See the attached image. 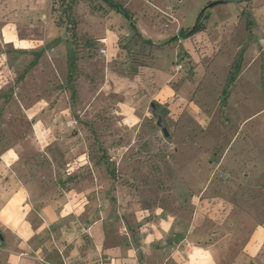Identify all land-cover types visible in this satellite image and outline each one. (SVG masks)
Here are the masks:
<instances>
[{"label":"crops","instance_id":"0c3cea01","mask_svg":"<svg viewBox=\"0 0 264 264\" xmlns=\"http://www.w3.org/2000/svg\"><path fill=\"white\" fill-rule=\"evenodd\" d=\"M51 1L48 4V0H0V264L264 263V222L252 225L249 222L250 215L243 211L237 213L235 203L230 198L212 195L205 200L203 196H195L191 212L180 209L178 214L159 207L155 210L142 208L136 202L131 206L117 203L112 198L116 190L111 188V184L118 175L116 170L111 173L108 161L91 159L88 156V144L62 143L52 146L55 145L53 138L60 131V123L64 124L61 120L63 114L60 113L62 105L59 103V106L53 107L52 95L49 99L36 97L34 92H30L31 85H28L29 82L37 87L47 85L45 82L51 77V71H54V65L40 62L46 57L48 49L45 48V36L37 34L32 27L41 26L39 18L42 15H45L46 21L49 16L52 18ZM146 1H140V6L147 7ZM152 1L157 7L166 10L175 6V0ZM178 1L183 2L178 11L184 14L186 0ZM219 1L225 2V5L233 2ZM205 3L206 0L201 1L196 13ZM111 11L112 15L116 13L122 18L116 10ZM212 17L210 11L204 21L205 27L189 35L190 16L189 20L184 18L185 24L179 32L185 31L187 36L173 40H177L183 48H177V55L185 53L179 60L183 59L179 63L182 67L188 56L191 60L195 59L199 52H203L205 59L212 56L215 59L229 53L223 79L217 80L216 68L212 70L211 63L206 66H209V71H213L209 80L211 86L217 87L219 84L218 88H214L216 102L212 106L201 105L195 99L196 93L192 89L201 87L207 74L198 79L196 65L192 79L185 80L182 73V77H178L169 70L162 72L166 75L163 76L165 79L160 81L162 83L155 91H150L151 100L157 99L162 105L167 103L166 109L171 118L179 120V123L182 119L203 126L219 125L227 120L232 123L234 115L239 117L244 112L243 99L254 96L260 99L264 96L262 83L253 80V74L254 77L257 74L252 64L258 57L253 55L257 51L256 43L253 40L233 39L228 46L230 38L226 35L233 36L238 32L236 20L231 15L220 16L213 24ZM263 17L264 2L253 6V21L264 32ZM75 21L78 30L76 18ZM232 22L236 28L230 30ZM213 29L218 31L217 38L210 34ZM76 32L73 34L76 35ZM97 42L106 44L107 47L102 48L106 49L108 61L118 56L117 51L121 56L125 55L124 49L117 47L115 41L111 43L109 37L90 40L89 44L93 46L99 44ZM247 42L251 57L247 61L248 55L245 56V67L239 70L229 85L233 63ZM28 56L30 62L22 66L24 76L20 80L23 87H29L27 91L23 89L25 92L19 97L13 93L11 98L5 92L11 89L10 82L15 79L11 76L8 82L4 74L19 72L20 61ZM152 70L150 74L153 76L152 81H155L159 69ZM181 70L184 67L178 69L179 72ZM38 72L42 74L36 76ZM247 74H250V80L247 77L245 84L243 79ZM174 80L180 84L184 82V88L180 84L174 86ZM222 88L228 90L224 95L221 94ZM5 95L7 97L3 98ZM133 99L131 96L126 100L133 115L132 119L124 116L123 120L128 124L135 122L134 114L139 112L135 108L136 103L131 105ZM234 100L235 110L231 113L229 108ZM263 110L264 107L248 118ZM188 121L184 125L187 126ZM5 131L17 132L21 142L8 144ZM228 146L221 157L222 162L228 155ZM112 149L113 159L122 158L124 146ZM207 214L219 231L214 229L211 234L205 228ZM250 228L248 240L240 239L238 235L248 232Z\"/></svg>","mask_w":264,"mask_h":264},{"label":"rangeland","instance_id":"374dc122","mask_svg":"<svg viewBox=\"0 0 264 264\" xmlns=\"http://www.w3.org/2000/svg\"><path fill=\"white\" fill-rule=\"evenodd\" d=\"M72 1V12L78 22L76 35L67 28L69 17L63 12L60 0L51 1L52 18L49 16L46 21L45 15H42L39 18L41 26H32L37 34L45 36V48L48 49L46 57L40 62L54 65V71L48 73L51 77L45 82L47 85L37 87L29 82L28 85L32 87L30 92L46 99L52 95V106H59V103L62 105L60 113L63 114L61 120L64 124L60 123V131L53 138L55 145L52 146H60L62 143L88 144L87 151L91 159L108 161V168L116 170L118 175L111 184V188L116 190L112 198L117 203L131 206L136 202L142 208L155 210L159 207L166 212L178 214L180 209L191 212L195 196H203L206 200L212 195H222L234 201L237 213L243 211L250 215L249 222L252 225L263 223L264 110L248 117L264 107V96L260 99L255 96L243 99L244 112L239 117L234 115L232 123L227 120L219 125L203 126L191 124L186 119L180 123L179 120L175 121L170 112L164 111L167 103L154 110L152 103H158V100H151L150 91L158 88L162 83L160 81L165 79L163 73L168 70L178 77H182V73L185 80L192 79L196 65L198 79L207 74L203 85L192 89L196 93L195 99L201 105L212 106L216 102L214 88H218L219 84L217 87L211 86L209 80L213 71H209V66H206L211 63L212 70L216 68L217 80L223 79L229 53L215 59L213 56L203 58V52H199L198 57L192 60L188 56L183 63L184 70L179 72L176 65L182 62L183 59L179 61L180 56L185 53L177 55V48H183L177 40H172L173 35L184 26V18L189 20L190 16L189 26L192 29L206 7L213 14V24L220 16L231 15L236 20L238 32L233 36L226 35L230 38L228 46L233 39L253 40L256 43L257 51L253 55L258 57H255L252 64L257 74L256 77L253 74V80L262 83L261 89L264 91V32L253 21V6L261 5L264 0H233L228 5L219 1L214 6L209 4L216 0H206L197 13L202 0H186L184 14L178 11L183 4L178 0H175L174 7L167 10L157 7L152 0H145L147 7L140 6V1L144 0H118L135 11L138 28L143 36L153 40V44L142 41L123 15L118 13L124 20L116 13L112 15L103 0ZM233 27L236 28L234 22L229 25L230 30ZM210 34L217 38L218 31L213 29ZM100 37H109L111 43L115 41L117 47L124 49L125 55L121 56L117 51L118 56L108 61L107 55L101 52L102 47H107L106 44H89L90 40ZM240 51L235 67L239 70L245 67V56L248 55L247 61L251 57L248 42ZM29 60L28 56L20 61L17 69L19 72L4 74L8 82L11 76L15 79L10 82L11 89L5 92L9 97L12 98L13 93L19 97L27 91L29 86L23 87L20 77L24 76L22 66H27ZM154 68H158L159 72L157 79L152 81L150 73ZM41 74L38 72L36 76ZM250 74L245 75L243 83L246 84L247 77L250 80ZM174 81V86L180 84ZM180 85L181 88L185 86L184 82ZM147 93L149 96L145 97ZM221 94H225L223 88ZM131 96L134 97L131 105L136 103L135 108L139 112L134 114L135 122L128 124L123 118L126 115L130 119L133 117L130 104L126 101ZM235 102L229 108L231 113L235 110ZM159 119H162L163 126L168 127V137L163 133V126L157 125ZM71 121L74 122L72 126L68 123ZM187 121L186 126L184 124ZM5 136L8 144L14 145L22 140L17 132L5 131ZM68 140H71L70 143ZM119 145L124 146L125 150L121 152L122 158L115 160L112 148ZM227 146L228 155L222 162L221 157ZM206 218L205 228L211 234L214 229L219 231L208 214ZM250 230L239 234V238L248 240Z\"/></svg>","mask_w":264,"mask_h":264},{"label":"trees","instance_id":"16d2710c","mask_svg":"<svg viewBox=\"0 0 264 264\" xmlns=\"http://www.w3.org/2000/svg\"><path fill=\"white\" fill-rule=\"evenodd\" d=\"M60 1H61V5L63 7V12H65L66 15L69 17V20L67 23V26H68L67 28L71 29V31L73 33H75L76 32V26H75L76 21L74 18V12H72L73 6H74L73 1L72 0H60ZM104 1L111 10H116L117 12H119L120 14H122L126 18L129 25L131 26V28L135 32V34L138 35V37L140 39H142L143 41L148 42V43L153 42L152 39H149V38L142 36L141 32L139 31L138 24L136 22L135 13L132 10H130V8H127L122 2H120L118 0H104ZM218 2H219V0H216L215 3H218ZM207 9H208V7L204 8L201 11L196 26L194 28L188 30L187 35L192 34L194 32H197V31H201L205 27L204 21L210 15V11H208ZM187 35H185V31H181L178 33L177 36H173L172 40L178 39V37L187 36ZM236 62L237 61H235L233 63L232 70L230 71V74H229V78H228L229 85L232 84L236 74L239 71V69H235V67L237 66ZM224 92H225V94L228 92L227 88L224 90ZM153 106H154V110H155L157 107H160L161 104L155 102ZM164 111L168 112L166 108L164 109ZM110 170H111V173L113 174L114 170L111 168H110Z\"/></svg>","mask_w":264,"mask_h":264},{"label":"water","instance_id":"95a60500","mask_svg":"<svg viewBox=\"0 0 264 264\" xmlns=\"http://www.w3.org/2000/svg\"><path fill=\"white\" fill-rule=\"evenodd\" d=\"M214 5H216L215 2L209 4V6H214ZM157 125H159L160 127L163 126V125H162V119H159V120L157 121ZM162 129H163V133H164V135H165L166 137H168V136L170 135V131H169L168 127H167V126H163Z\"/></svg>","mask_w":264,"mask_h":264},{"label":"built area","instance_id":"2783aa9c","mask_svg":"<svg viewBox=\"0 0 264 264\" xmlns=\"http://www.w3.org/2000/svg\"><path fill=\"white\" fill-rule=\"evenodd\" d=\"M101 52L106 53V49L102 48V49H101ZM177 67H178V69H182V68H183V67H182V64H178ZM69 124L72 126V125H74V122L71 121V122H69ZM221 175L223 176L224 174L221 173Z\"/></svg>","mask_w":264,"mask_h":264}]
</instances>
